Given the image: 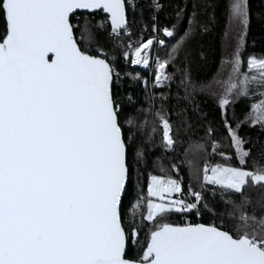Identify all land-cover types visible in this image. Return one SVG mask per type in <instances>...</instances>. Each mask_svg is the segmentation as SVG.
<instances>
[{"label": "snow or ice", "instance_id": "1", "mask_svg": "<svg viewBox=\"0 0 264 264\" xmlns=\"http://www.w3.org/2000/svg\"><path fill=\"white\" fill-rule=\"evenodd\" d=\"M146 4L0 0V264H264V0Z\"/></svg>", "mask_w": 264, "mask_h": 264}, {"label": "trees", "instance_id": "2", "mask_svg": "<svg viewBox=\"0 0 264 264\" xmlns=\"http://www.w3.org/2000/svg\"><path fill=\"white\" fill-rule=\"evenodd\" d=\"M163 2L167 3L168 0H163ZM175 2V0H173V3ZM137 3L143 6H147L146 4V0H137ZM254 4H258L259 0H253ZM167 11H171V9H167ZM145 17H147L148 13L145 11L144 12ZM103 18V14H101V16L97 17V19H102ZM161 18L163 19V14L161 15ZM257 37H260L261 34L259 33V31H256L254 33ZM163 38V37H162ZM167 39V38H165ZM251 39V37H250ZM169 43H174V40L172 41H168ZM204 43V47L206 50L209 49V44H212L213 42L210 39H206L205 41H203ZM264 47V39L258 38L257 42H256V48L255 51L259 52L260 49ZM193 48V52H192V57H191V62H190V72L192 74L193 77L195 78H203V77H211L212 74H214L217 71V68L219 67V57H218V48L215 47V45H213V49L212 50H208V56L207 59L204 58H199L196 53L199 50V45L194 44L192 46ZM158 53L161 56H164L166 53V49L164 48H158ZM180 64L177 63L176 68L173 67H169L168 71L169 72H174L176 71V69L180 68ZM131 70V69H130ZM136 71H141L143 72L145 75H147V72L139 67L135 68ZM179 82V79H177V83ZM175 85H173V91L175 92ZM253 101H249V100H243L237 107H236V113L239 117L242 118V113L248 111V108L246 107V105H248L249 103H251ZM242 131L244 132H248L251 131V135L253 137H255L256 132L255 130H250L249 128L245 127V129H243ZM187 145H181V144H177V149L176 151L179 152L181 155H183V147H186ZM226 153L228 150V144L227 141L224 142L223 145V149ZM172 155H175V153H173ZM217 156L219 157V154H217ZM219 162V161H217ZM156 174H160L159 172H157ZM185 172H182L181 175H185ZM187 184V180L185 179V185ZM251 195H252V199L253 202L255 203V205L257 207L260 206V202L261 199L264 198V189H261L259 187H252L248 190ZM173 221H178L180 219V217L178 216H172L170 218ZM190 219L193 220V222H201V223H212L215 219V217L210 213V212H205L202 213V218L197 219L195 216L190 217ZM218 222V221H217Z\"/></svg>", "mask_w": 264, "mask_h": 264}, {"label": "water", "instance_id": "3", "mask_svg": "<svg viewBox=\"0 0 264 264\" xmlns=\"http://www.w3.org/2000/svg\"><path fill=\"white\" fill-rule=\"evenodd\" d=\"M201 223V222H200Z\"/></svg>", "mask_w": 264, "mask_h": 264}]
</instances>
